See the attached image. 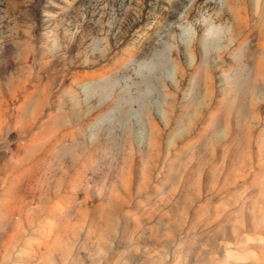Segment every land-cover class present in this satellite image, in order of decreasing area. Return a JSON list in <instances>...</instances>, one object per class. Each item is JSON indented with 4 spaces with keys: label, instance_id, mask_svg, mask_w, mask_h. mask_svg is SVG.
I'll use <instances>...</instances> for the list:
<instances>
[{
    "label": "rangeland",
    "instance_id": "1",
    "mask_svg": "<svg viewBox=\"0 0 264 264\" xmlns=\"http://www.w3.org/2000/svg\"><path fill=\"white\" fill-rule=\"evenodd\" d=\"M0 264H264V0H0Z\"/></svg>",
    "mask_w": 264,
    "mask_h": 264
},
{
    "label": "bare ground",
    "instance_id": "2",
    "mask_svg": "<svg viewBox=\"0 0 264 264\" xmlns=\"http://www.w3.org/2000/svg\"><path fill=\"white\" fill-rule=\"evenodd\" d=\"M202 119V118H201ZM203 126V125H202ZM205 126V125H204ZM200 135V134H199ZM187 136V135H186ZM189 141V140H188ZM192 142V141H191ZM193 143V142H192ZM185 151V150H184ZM179 152V151H178ZM30 166V165H29ZM133 170V169H132ZM154 191V190H153ZM117 197V196H116ZM117 199V198H116ZM90 204V203H89ZM189 211V210H188ZM41 229V228H40ZM217 245V244H216Z\"/></svg>",
    "mask_w": 264,
    "mask_h": 264
}]
</instances>
